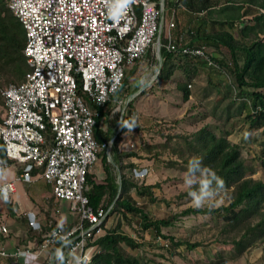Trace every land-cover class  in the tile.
<instances>
[{
	"label": "built area",
	"instance_id": "2783aa9c",
	"mask_svg": "<svg viewBox=\"0 0 264 264\" xmlns=\"http://www.w3.org/2000/svg\"><path fill=\"white\" fill-rule=\"evenodd\" d=\"M115 4L116 0L7 2L24 29L23 54L29 70L21 82L1 90L5 112L0 116V144L10 162L0 154V200L13 205L17 183H32V171L37 169L36 175L51 188L50 197L67 201L78 218L63 230L39 219L32 209L24 210L17 216L41 236L40 241L32 238V246L13 245L17 234L11 235L10 224L1 218L0 258L10 264H56L53 256L62 246L61 237L71 241L63 247L65 264H89L97 251L96 234L111 206L94 210L84 194L86 175L105 145L94 135L97 110L92 104L119 103V110L116 93L126 68L146 53L150 66L154 59L160 68L161 47L176 50L172 30L178 12L189 11L183 0H134L114 19ZM180 49L215 66L205 46ZM111 143L112 139L105 146L108 159ZM7 163L19 167L13 179L3 178ZM0 209L4 215L3 204Z\"/></svg>",
	"mask_w": 264,
	"mask_h": 264
},
{
	"label": "rangeland",
	"instance_id": "374dc122",
	"mask_svg": "<svg viewBox=\"0 0 264 264\" xmlns=\"http://www.w3.org/2000/svg\"><path fill=\"white\" fill-rule=\"evenodd\" d=\"M186 1L183 0L188 8ZM215 1L209 2L215 4ZM217 1L223 2V0ZM7 2L8 0L6 4ZM218 5L215 4V8H218ZM188 10L191 13V9ZM249 10V14H252L256 8L249 7ZM189 11H179L177 14L179 31L182 33H186L188 24L193 20L192 15L188 14ZM195 12L196 16L205 13V11L202 14H199L202 11ZM211 14L212 18L222 17L216 12ZM232 31L236 34L237 26H234ZM259 36L264 38L263 34ZM209 52L219 58L224 56L222 50L215 51L210 48ZM149 57L148 53L144 58ZM173 62L172 73L168 78H161L156 74L159 67L154 59L151 61L152 67L149 60L138 65L137 75L132 82V86L137 90L131 95L117 98L121 102V110L131 100L132 115L129 124L134 125L121 133L117 147L121 153L135 154L122 155L123 165L133 163L136 166L126 167L124 174L137 185H153L155 201L147 203L146 208L149 217L177 215L169 226L161 228V234L172 237L181 244L175 245L170 239L158 236L152 230H141L134 221L127 224L121 219L120 229L141 243L136 249L126 250L138 256L143 264H264V236L258 237L254 243L241 251L233 243V239L237 240L247 225L258 222L259 216H252L238 226H230L212 213L179 215L185 208L195 207L189 196V191L192 189L184 183L188 161L196 155L187 144L192 134L203 126L211 128L216 135L226 134L231 143L239 146L240 157L247 166L245 176L264 182V130L250 129L248 122L245 121V110L235 98L237 97L235 79L229 73H219L201 64L195 65L194 70L190 68L187 72L186 68L182 67L181 60L176 61L175 58ZM155 74V80L150 87L140 86L142 78H151ZM8 83L12 82H6L1 78L0 116L5 112L1 90ZM183 83H187L186 98L179 86ZM118 104H113L112 115L119 111ZM101 123L106 128L104 119ZM121 125L122 122L119 123V128ZM147 145L152 147L147 149ZM14 168L13 164L7 163L3 178H15ZM135 170L145 172V175L135 174ZM92 171L97 178L104 177L100 160L97 159ZM32 180V183L22 181L17 184L20 196L23 192L38 204L40 215L45 221H54L57 225L63 224V226L68 223H71L70 226L76 224L78 218L75 212L70 211L69 203L64 200L50 201L51 188L45 180L38 175H33ZM131 194L138 204L146 202L145 197L136 195L134 189L131 190ZM231 194V189H225L205 207L216 208L227 205L231 200ZM46 211H49L48 216ZM64 217L70 222L61 221ZM119 219L117 212L107 216L96 237L113 228ZM19 227L16 230L15 227L11 229L12 232H19V239L14 237L13 245L32 246L34 240L26 239L23 226ZM193 243L199 245L189 248V244ZM4 263L8 264V262Z\"/></svg>",
	"mask_w": 264,
	"mask_h": 264
},
{
	"label": "trees",
	"instance_id": "16d2710c",
	"mask_svg": "<svg viewBox=\"0 0 264 264\" xmlns=\"http://www.w3.org/2000/svg\"><path fill=\"white\" fill-rule=\"evenodd\" d=\"M209 1H186L188 8L191 9V13L188 12V14L192 15L193 20L188 24L186 33H182L179 31L176 17V26L172 30L176 50L170 51L161 47V66L158 76L161 78L171 76L175 58L176 61L181 60V65L186 68L187 72L190 71V68L194 70L195 65L198 64L208 66L204 58L182 54L180 49L182 45L189 48L205 46L208 56L215 63V66L208 67L219 73H229L234 77L237 90L235 98L239 100L241 108L245 110V121L248 122L250 129L262 128L264 130V38L259 36V34L264 35V0H223L221 3L216 0L215 4L220 3L218 8H215V4H211ZM249 7H255L256 11L249 14ZM202 10L205 13L201 16L194 14L195 11L198 13ZM212 12H216L222 17L212 18ZM216 25L217 27H215ZM234 26H237L236 34L232 31ZM179 36L182 38L181 44H179ZM161 40L165 41L166 39L161 36ZM24 43L25 35L21 23L7 7L6 0H0V80L3 78L6 82L19 83L24 79L29 70L23 54ZM210 48L215 51L222 50L224 56L221 58L215 56L209 52ZM145 55L126 68L122 85L116 93L117 98L131 95L137 90L132 86V82L137 75L138 65L149 59L144 58ZM179 86L186 98L188 95L187 83ZM130 101L123 110L120 129L121 107L112 115V102L101 107L92 104L97 110L94 135L100 144H105L97 154L104 177L99 179L93 171L88 172L86 175L87 189L84 194L88 197L89 205L94 210L99 207L107 209L111 206L107 216L117 212L120 219L113 228L107 229L104 234L96 237L94 243L98 250L93 254L89 264H143L138 256L126 250L127 248L136 249L141 243L120 229L121 219L127 224L134 221L141 230H152L156 235L170 239L175 245L181 244V242L174 241V238L161 234V228L169 226L177 215L152 218L146 211L147 203L155 201L152 192L153 185H137L124 174L126 167H136L133 163L123 165L121 160L122 155L132 156L135 154L133 152L121 153L117 147L121 133L126 132L127 125L131 123ZM102 119L106 122L104 129L101 127ZM110 139H112V143L110 159H108L105 146ZM187 144L194 154L203 157V163L206 166L212 168L224 180L225 189H231L232 194L227 205L199 209L187 207L179 215L212 213L222 218L230 226H238L252 216H259L258 222L247 225L240 237L237 240L233 239V243L239 251L254 243L258 237L264 236V182L245 176L247 166L240 157L238 144L231 143L226 134L216 135L208 126H203L193 133ZM151 147L146 146L147 149ZM0 154L5 161L10 162L5 156L2 144H0ZM37 172V169L33 170L32 175H36ZM132 189L139 197H145L146 202L138 204L131 194ZM0 204L4 205L5 215L17 222L14 226L15 230L22 225L26 239L35 237L38 241L41 240V236L27 226L25 219L16 215L10 202L2 203L0 200ZM46 214L48 216L49 211H46ZM1 218L2 212H0V220ZM49 222L51 226L57 225L54 221ZM103 225L104 221L100 228ZM69 228L70 225L62 227L63 230ZM10 234L14 235V232ZM16 234L15 237L18 238L19 232ZM197 245L199 243L189 244V248H194ZM41 264L47 263L41 261Z\"/></svg>",
	"mask_w": 264,
	"mask_h": 264
},
{
	"label": "clouds",
	"instance_id": "9594fccd",
	"mask_svg": "<svg viewBox=\"0 0 264 264\" xmlns=\"http://www.w3.org/2000/svg\"><path fill=\"white\" fill-rule=\"evenodd\" d=\"M133 2L134 0H116V13L113 18L118 19L122 13L127 11L128 7ZM158 74L157 70V75ZM154 80L155 76L151 78H142L140 86L145 88L150 87ZM133 126V124L127 125L130 129ZM184 183L189 189H192L189 191V196L192 198L194 206L198 209L207 206L209 201L225 191L224 180L219 177L212 168L206 166L203 163V157L198 155H194L189 159L187 171L184 176ZM60 227L62 228L63 224H61ZM60 239L62 246L55 250L53 260L56 264H65L63 247L70 245L71 241L66 237H61Z\"/></svg>",
	"mask_w": 264,
	"mask_h": 264
},
{
	"label": "crops",
	"instance_id": "0c3cea01",
	"mask_svg": "<svg viewBox=\"0 0 264 264\" xmlns=\"http://www.w3.org/2000/svg\"><path fill=\"white\" fill-rule=\"evenodd\" d=\"M9 164H11V163H9ZM14 167H15L14 170L16 171V174H17L20 171L19 170V167H17V166H14ZM8 179H10V178H8ZM17 184H19V183H17ZM36 192L38 193L37 190H36ZM14 198H15V202L13 203V205H14L13 207H14V210H15L16 215H19L24 210L30 208V209H32L36 213V215L38 216L39 219H42L43 220L42 216L40 215L41 212H40V208H39L38 204H35L33 202V200L32 199H29V197L27 196V194H25L23 192H22V196H20V192H19L18 187H17V193H16V195H15ZM2 216L5 218V221L10 224L11 228L12 227L14 228V226L16 225L17 222H15V220L12 219V218H10L9 216L7 217L5 215V213ZM61 221H65L67 223L70 222L69 219L68 220L66 219V217H64V219L61 220ZM69 224H71V223H68V225ZM4 262H8V261L6 259L0 258V264H5Z\"/></svg>",
	"mask_w": 264,
	"mask_h": 264
},
{
	"label": "water",
	"instance_id": "95a60500",
	"mask_svg": "<svg viewBox=\"0 0 264 264\" xmlns=\"http://www.w3.org/2000/svg\"><path fill=\"white\" fill-rule=\"evenodd\" d=\"M122 122V116H120V120H119V123H121ZM120 129V128H119Z\"/></svg>",
	"mask_w": 264,
	"mask_h": 264
}]
</instances>
